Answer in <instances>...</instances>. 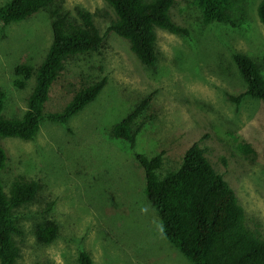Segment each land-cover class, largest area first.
<instances>
[{
  "label": "rangeland",
  "instance_id": "374dc122",
  "mask_svg": "<svg viewBox=\"0 0 264 264\" xmlns=\"http://www.w3.org/2000/svg\"><path fill=\"white\" fill-rule=\"evenodd\" d=\"M8 1L0 0V6ZM260 1L241 0L233 27L204 26L194 0H175L170 16L188 34L157 28L153 68L140 64L127 40L107 32L116 15L104 0H58L21 23L0 24V89L6 94L2 114L7 119H21L26 111L34 79L18 90L15 69L24 63L36 69L43 62L53 40L55 11L61 8L75 22L79 10L90 12L104 36L99 53L66 61L45 112L61 111L82 86L106 77L96 100L65 125L44 122L33 141L0 140L8 158L1 172L6 192L16 177L42 186L36 200L19 209L24 231L16 238L19 264H78L80 251L94 264H190L162 236L136 154L151 158L163 152L165 173L179 167L195 143L235 192L247 227L264 236V105L251 98L236 105L229 98L246 89L234 54L264 65ZM151 94L135 146L111 138L113 126ZM240 143L255 153L243 154ZM42 220L59 226L49 245L37 244L33 235Z\"/></svg>",
  "mask_w": 264,
  "mask_h": 264
},
{
  "label": "trees",
  "instance_id": "16d2710c",
  "mask_svg": "<svg viewBox=\"0 0 264 264\" xmlns=\"http://www.w3.org/2000/svg\"><path fill=\"white\" fill-rule=\"evenodd\" d=\"M58 0H10L0 6L3 27L21 23L40 11L51 9ZM113 9L116 19L107 32L127 40L130 50L145 68L157 63L156 29L175 35H187L186 29L173 22L170 9L175 0H104ZM241 0H194L204 26L227 24L236 27L231 19ZM62 9L52 14V44L39 67L19 64L15 69L14 86L24 90L31 79L34 86L21 119L3 116L6 94L0 89V140L17 138L33 141L41 125L49 122L65 125L84 108L93 103L107 84V78L94 81L77 90L68 104L58 112H45L53 84L64 71L65 63L78 55L99 53L104 36L100 34L93 15L79 10V22L73 21ZM257 16L264 26V0L257 7ZM233 62L246 89L238 96H230L240 105L251 98L264 105V65L241 53L233 55ZM153 94L142 99L135 109L111 130V138L121 139L132 148L143 125L139 118L151 103ZM245 155L254 154L247 143L238 144ZM163 152L148 158L136 154L145 174V194L154 208L162 236L190 264H264V236L260 230L248 228L245 213L235 192L216 172L198 143L184 154L176 169L164 173ZM7 155L0 143V264H19L22 251L17 237L24 231L20 225L19 209L36 200L42 186L24 177H16L6 192L1 172L6 168ZM51 209L48 208L46 213ZM33 235L37 244L49 245L59 235L53 220L35 223ZM78 264H94L92 258L80 251Z\"/></svg>",
  "mask_w": 264,
  "mask_h": 264
}]
</instances>
